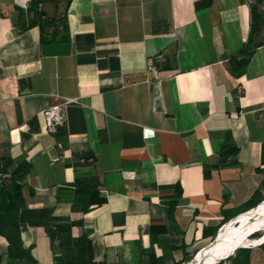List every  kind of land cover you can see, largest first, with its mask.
<instances>
[{
  "label": "crops",
  "instance_id": "0c3cea01",
  "mask_svg": "<svg viewBox=\"0 0 264 264\" xmlns=\"http://www.w3.org/2000/svg\"><path fill=\"white\" fill-rule=\"evenodd\" d=\"M36 5L67 31L27 29ZM250 24L249 0H0V171L28 170L19 222L37 264H65L83 234L104 264H189L264 197V45L228 70ZM63 99L80 104L48 133L42 112ZM86 182L103 202L82 214ZM54 218L83 224L61 234ZM263 244L244 246L250 264ZM0 264H16L2 237Z\"/></svg>",
  "mask_w": 264,
  "mask_h": 264
},
{
  "label": "trees",
  "instance_id": "16d2710c",
  "mask_svg": "<svg viewBox=\"0 0 264 264\" xmlns=\"http://www.w3.org/2000/svg\"><path fill=\"white\" fill-rule=\"evenodd\" d=\"M262 6H264V0H255L254 4H250L251 24L248 40L244 43L239 55L229 60L228 70L238 78L244 74L256 50L264 45L262 38L264 12L261 8ZM39 8V5L33 8L34 19L29 23L27 29L40 27L42 39L45 40L47 37H51L50 40H54L59 33L67 31L66 16L57 19L46 18L43 17V12ZM155 66L158 69L171 68L170 65L157 62ZM27 174L28 170L18 173H9L6 170L0 171V237L7 242L8 258L16 264H37L36 259L32 255V247H26L23 242L19 222L20 212L25 207L23 190L27 187ZM100 188L101 184L99 182L77 184L72 204L73 209L80 210L82 214H86L93 206L103 202V199L99 197ZM262 202H264V197L259 192L254 193L246 204L226 216L224 224L232 218L239 217L240 214L242 215L256 208ZM53 221L56 229L61 234L70 232L72 227L83 224V219L54 218ZM217 232L214 234V239L217 237ZM73 247L75 254L71 257H66L65 264H104L94 259L91 239L87 234L75 238ZM262 247L264 248V244ZM190 260L191 258H188L186 261ZM225 262H230V264H250V250L238 249L234 257H230L218 264H225Z\"/></svg>",
  "mask_w": 264,
  "mask_h": 264
},
{
  "label": "bare ground",
  "instance_id": "6f19581e",
  "mask_svg": "<svg viewBox=\"0 0 264 264\" xmlns=\"http://www.w3.org/2000/svg\"><path fill=\"white\" fill-rule=\"evenodd\" d=\"M258 231H264V202L222 227L216 241L211 242L198 253L197 264H201L202 261H205V264H213L238 246L247 247L251 244L263 243L264 234L261 239L255 241L246 239L247 235Z\"/></svg>",
  "mask_w": 264,
  "mask_h": 264
},
{
  "label": "built area",
  "instance_id": "2783aa9c",
  "mask_svg": "<svg viewBox=\"0 0 264 264\" xmlns=\"http://www.w3.org/2000/svg\"><path fill=\"white\" fill-rule=\"evenodd\" d=\"M80 101L77 99H63L60 103L46 108L42 115L45 120L46 131L48 133H56L59 127L65 125L66 111L71 105H78Z\"/></svg>",
  "mask_w": 264,
  "mask_h": 264
},
{
  "label": "rangeland",
  "instance_id": "374dc122",
  "mask_svg": "<svg viewBox=\"0 0 264 264\" xmlns=\"http://www.w3.org/2000/svg\"><path fill=\"white\" fill-rule=\"evenodd\" d=\"M249 2H250V4H254L255 3V0H249ZM262 8V10H263V12H264V6H262L261 7ZM262 204V203H261ZM260 204V205H261ZM259 206V205H258ZM257 206V207H258ZM243 215V214H242ZM242 215H240V216H242ZM239 216V217H240ZM239 217H237L236 219H238ZM235 219V220H236ZM231 220H229L228 222H226L225 224H224V226L226 225V224H228L229 222H230ZM223 226V227H224ZM218 233V232H217ZM253 234V236H251V234H249V235H247L246 237V239H248V240H252V241H255V240H258V239H261L262 237H263V234H264V231H258V232H255V233H252ZM249 236H251V237H249ZM214 241V240H213ZM212 241V242H213ZM241 249H247V248H245L244 246H242V248ZM248 250H249V247H248ZM225 254H228V253H225ZM197 255H198V253L195 255V256H193L192 258H191V260L188 262L189 264H197ZM225 256V255H224ZM223 256V257H224ZM235 256V253L231 256V257H234ZM216 262H219V261H216ZM217 264V263H216Z\"/></svg>",
  "mask_w": 264,
  "mask_h": 264
},
{
  "label": "water",
  "instance_id": "95a60500",
  "mask_svg": "<svg viewBox=\"0 0 264 264\" xmlns=\"http://www.w3.org/2000/svg\"><path fill=\"white\" fill-rule=\"evenodd\" d=\"M219 233V232H218ZM218 233H217V235H218ZM216 235V236H217ZM251 236H253V234H251ZM216 240L214 239V242H215ZM242 247H237V248H235L234 250H232V251H230V252H228V254H226L224 257H222L219 261L221 262V261H224V260H226V259H228V258H230L238 249H241ZM219 263V262H218ZM201 264H205V261H202L201 262Z\"/></svg>",
  "mask_w": 264,
  "mask_h": 264
}]
</instances>
